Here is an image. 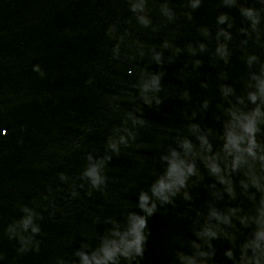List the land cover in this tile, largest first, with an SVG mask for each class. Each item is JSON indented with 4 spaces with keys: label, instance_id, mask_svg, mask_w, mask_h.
I'll list each match as a JSON object with an SVG mask.
<instances>
[{
    "label": "clouds",
    "instance_id": "9594fccd",
    "mask_svg": "<svg viewBox=\"0 0 264 264\" xmlns=\"http://www.w3.org/2000/svg\"><path fill=\"white\" fill-rule=\"evenodd\" d=\"M201 2L202 0H187L193 10L199 8ZM222 3L228 6L239 4L241 16L248 22V27H241L240 31L247 33L250 28L256 37H259L261 9L246 4L243 0H222ZM130 7L137 13L140 24L148 26L151 23L146 14V0H130ZM161 10L169 19L173 18V10L167 2L162 4ZM188 16L191 18V12ZM226 22V28L217 29L215 47V53L225 63L230 56L228 41L232 39V33L228 29L233 27V21L227 12L219 13L216 17L217 25H224ZM200 31L205 36L210 34L209 27ZM163 47H170V43L165 41ZM187 48L190 53H196L197 49L191 43ZM198 48L204 51L207 45L201 41ZM118 49L119 45L116 46L117 51ZM174 51L179 53L181 49L176 47ZM152 52L156 63L162 64L163 53L155 48ZM201 63V60H195L197 66ZM245 63L249 72L241 92L237 93L231 84L220 85V92L228 100V106L224 108V118L221 121L222 131L219 138L222 143L219 148L214 150L212 140L209 139L208 133L211 129H203L198 122L190 123L188 127L196 135L198 143H194L187 135L178 137L177 146L170 147L160 156L163 170L156 175L147 190L139 191L136 206L140 211H129L123 223L113 220V227L101 236L96 246L90 251L89 245L77 250L79 259L73 261V264H120L121 259L128 264L137 260L138 264V258L144 255L149 236L148 218L157 212L158 205H175L178 196L185 201L194 199L189 190L191 178L204 180V174L197 164L198 160L213 178L207 186L217 189L218 198L223 199V193H227L230 200H236L239 185L240 194L247 198L251 206L245 209L242 204H234L220 208L209 201L204 221H194L192 231L195 238L188 241L190 250L185 251L183 247L176 250V264H209V260L216 254L213 241L221 238L231 245L224 250V256L233 264H264V61L256 53L249 52L245 56ZM162 76L163 72L142 74L139 87L145 104L151 106L153 99L156 105L162 103L159 95ZM183 97L189 98V93L185 91ZM208 104V100L203 101L205 108ZM139 122L143 124L145 121L141 119ZM121 142L126 144L127 140L121 137ZM110 146L119 151L115 143ZM86 175L93 187H98L105 179L96 165H92ZM193 185L196 186L195 181ZM218 185L222 188H217ZM234 218L249 229L247 235L239 242L236 231H233L236 228ZM33 220V215L29 214L9 227V232L13 234L17 233V227L21 229V251L27 249L31 240L30 236L24 235L29 226L32 233L40 231L39 225Z\"/></svg>",
    "mask_w": 264,
    "mask_h": 264
},
{
    "label": "water",
    "instance_id": "95a60500",
    "mask_svg": "<svg viewBox=\"0 0 264 264\" xmlns=\"http://www.w3.org/2000/svg\"><path fill=\"white\" fill-rule=\"evenodd\" d=\"M28 209V211H25ZM32 214L21 251L9 227ZM99 237L72 173L0 26V264H73Z\"/></svg>",
    "mask_w": 264,
    "mask_h": 264
}]
</instances>
